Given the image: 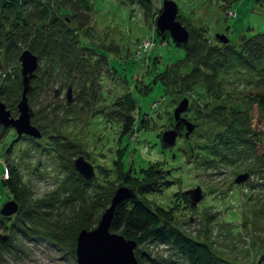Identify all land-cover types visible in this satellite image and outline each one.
I'll use <instances>...</instances> for the list:
<instances>
[{
    "label": "rangeland",
    "instance_id": "374dc122",
    "mask_svg": "<svg viewBox=\"0 0 264 264\" xmlns=\"http://www.w3.org/2000/svg\"><path fill=\"white\" fill-rule=\"evenodd\" d=\"M173 1L179 8L178 16L181 18L178 20L190 29H201L208 37V44L215 40L220 42L214 37L217 33L237 43L244 34L264 32V0ZM161 3L162 0H153L156 10ZM93 6V12L86 19L73 17L74 10L61 3L62 12L68 13V25L75 29V34L88 47H93L91 49L105 53L121 76L126 73L130 88L117 75V79L109 80L103 73L99 82L107 91H111L108 87L113 86L115 80L131 89L137 100L136 116L147 114L149 118L145 126L139 124L137 140L123 137L119 141L117 122L105 123L98 115L92 117L90 114L102 107V102L95 103L86 92L81 94L79 102L74 100L79 91L75 85L83 87L84 79L73 82V85L69 77L75 73L69 76L62 67L54 68L52 64L44 65L42 62L30 80L32 90L27 93L28 105L33 112L30 121L39 129L41 137L23 134L20 140L15 139L8 147L9 135L5 137L4 129L14 128L0 125V208L4 202L16 200L23 209L29 207L32 214L39 210L41 217L36 213V221L28 223L26 220L19 224L21 227H12L6 223L7 217L0 215V236H7V240L0 241V264H77L76 253L59 247L51 239L48 226L55 230L61 228L63 235L69 228V234H72L77 230L78 220L85 218V222L96 227L108 207L107 201H111V194L119 186L132 189L139 184L134 179L124 184L121 175L110 181L107 178L110 172L97 170V166L112 168V160L120 146L126 148L122 158L125 169L133 167L138 171L149 162L154 163L141 170L139 175L145 188L157 189L145 198L141 195L145 200L148 198L146 201L152 207L172 205L174 195H177L179 207L171 211L177 228L205 243L214 254L230 264H264V159L257 153L264 148L256 145L257 152L253 146L245 145L225 149L218 136L226 138L229 131L212 119L205 120L203 125L197 124L189 138L182 134L173 146L163 147L159 134L173 126L171 104L168 100L161 103L162 88L158 82L153 83L152 89L146 93L140 79L142 76L145 81L152 78V75L147 78L145 75L148 72L154 74V59L160 58L162 67L181 57L182 49L156 33L158 15L155 9L144 14L143 9L130 0H93ZM4 47L0 46V100L11 116L17 117L22 90L11 89H16L18 80L22 84L18 59L21 52L9 53ZM91 53L81 51L85 60ZM134 61L136 65L133 66ZM80 64L83 66L80 74L85 73L89 80L97 74L96 61L92 64L87 61L85 66L82 60ZM42 81L45 82L44 87ZM140 84L142 87L136 88ZM69 86L72 91L70 103L67 102ZM228 91L231 92L230 89ZM237 91L245 94L251 88L240 87ZM85 99L86 105L83 103ZM153 102L157 103L154 108ZM110 109L108 106L104 110L107 113ZM160 112L164 114L160 116ZM262 131L261 139L264 129ZM147 146L148 151L144 148ZM80 156L93 166L96 180L94 177L87 180L77 172L74 161ZM4 167L8 172L2 171ZM158 168L164 172L157 171ZM153 173L155 175L149 177ZM241 174H248V178L235 184V179ZM166 179L171 182L164 184ZM67 180L72 181L71 185L64 183ZM2 181L9 182V186ZM85 181L90 182L91 187L82 193ZM65 186L69 187V192ZM72 186L78 190L72 192ZM197 186L203 196L192 205L191 194L187 191ZM83 211L88 217H83ZM70 236L65 237L72 245ZM135 254L145 256L146 261L156 259L160 264H180L177 263L176 252L161 243L136 245Z\"/></svg>",
    "mask_w": 264,
    "mask_h": 264
},
{
    "label": "trees",
    "instance_id": "16d2710c",
    "mask_svg": "<svg viewBox=\"0 0 264 264\" xmlns=\"http://www.w3.org/2000/svg\"><path fill=\"white\" fill-rule=\"evenodd\" d=\"M130 1L138 4L143 9L144 14L155 9L153 0ZM57 2L59 4L55 7L54 4ZM61 3L70 6L74 10L73 17L80 16L87 19L89 14L93 12V0H0V46L4 45L7 52L14 54L28 49L37 56L39 67L44 62V65L52 64L54 68L62 67V70L66 71L69 76L75 73V75L69 77L73 85L84 79L82 82L84 83L83 87H76L75 85V88L79 91L74 100L79 102L82 98L81 94L86 92L95 103L102 102V107L99 109L93 108L94 111L90 113L93 115L92 117L98 115L105 123L117 122L119 141L123 137L137 140L138 126L139 124L145 126L149 116L147 114L136 116L137 100L131 89L128 90L126 86L116 83L118 80L113 81V86L108 87L111 88V91H107L99 82L101 75L105 73L109 80L117 79V75L119 79H122L124 85L127 84L129 87L127 74L125 73V76L122 75V77L117 71L116 65L109 63L105 53L97 51L95 48L91 49L93 47H88L80 36L77 33L75 34V29L68 25V13L62 12ZM160 10L161 7L156 10L157 15H159ZM180 18L177 15V19ZM85 22L86 20L82 21L83 24ZM185 26L189 31V41L186 44L175 43L171 40L168 32H165V40L167 39L169 43L182 49V56L162 67H160V58L154 59L152 61L154 74H149L147 71L148 74L145 75L146 78L152 75V78L145 81L142 76L140 79L145 85L144 91L147 93L152 89L153 83L158 82L162 88L161 103L169 101L172 113L173 108L182 98H188L189 106L182 116L196 127L197 124L203 125L205 120L212 119L228 130L226 138L223 135L224 138L222 139L221 136H218L220 144L225 149H232L236 145H245L249 148L253 146L254 149L258 145L264 148L261 144V142L264 143V137L261 139L262 129H264V32L256 31L251 34H244L237 43H233L231 40L227 43L215 40L214 43L208 44L206 42L208 37L202 33L201 29H190L188 25ZM83 50L93 52L87 60L81 55ZM99 55L102 56L101 59ZM82 60H84L85 66H87V61L89 64L95 61L98 63L97 74L90 80L85 73L80 74L83 70V66L80 64ZM135 63L136 61H134L133 66L136 65ZM74 69L78 72H75ZM234 83L236 85L232 87ZM44 85L45 82L42 81V86L44 87ZM141 87L142 84L138 87L136 85L138 89ZM240 87L251 88V91L245 94H241V91L236 93V90ZM229 89L231 92L228 91ZM11 90H22L21 82L18 80L16 89ZM83 103L88 104L87 99ZM156 104V102H153L152 107L154 108ZM108 106L111 109L106 113L104 109ZM164 112L158 114L161 116ZM172 125L171 128L176 129L178 136L182 134L184 136L185 127L182 123L175 126L173 121ZM4 130L5 137L9 135L8 142L10 141V143H8V147L15 139L20 140L22 138V136L18 137L13 131L14 129L5 128ZM159 136H161V133ZM10 138L12 139L10 140ZM162 146L164 147L163 144ZM144 148H147L148 151V146ZM5 151H7V148ZM125 151L126 148L122 146L116 149V158L112 160L111 169L97 166V170L110 172L107 177L110 181L121 175L124 184L129 182L130 179L139 182L135 187H132L136 196L123 200L115 207L110 226L111 231L122 234L127 239L134 240L136 245L144 242H156L169 246L176 252L178 256L177 263L180 264H230L222 257L214 254L205 243L191 238L174 225L175 218L172 216L171 211L177 208V202L180 201L177 200L176 194L174 195L175 202L168 206L156 205L152 207L147 202L148 198L147 201L144 199L145 195L157 191V189L148 190L145 188L139 175L141 170L154 163L149 162L146 167H140L138 171H135L133 167L125 169L122 161ZM255 151L257 152V149ZM259 152H257L259 156L264 159V151L261 152L259 149ZM2 171L4 172V168H2ZM157 171L164 172L160 168ZM154 173L149 177L154 176ZM93 179H97L96 175ZM71 182L67 180L64 183L71 185ZM170 182L166 179L163 183L169 184ZM84 183L87 187H83L82 193L86 192L88 187H91L90 182L85 181ZM3 184L9 186L10 183L3 182ZM65 190L69 192V187L65 186ZM70 190L76 192L78 189L76 186H72ZM160 190L158 188V191ZM141 195H144V198ZM112 196L113 194H111ZM107 202L109 206L111 201L108 200ZM36 213L38 217H41L39 210L34 211L32 214L29 207H25V209L21 207L18 214L10 219L7 217L6 223L12 227H21L19 224L26 220L28 223L36 221L38 218ZM84 215L83 217H88L85 212ZM77 224H79L77 230H74L72 234L70 233L71 236L69 228L64 230L66 235H63L61 228L55 230L49 225L51 239L55 240L59 247H64L75 253L78 233L82 229L94 227L93 223L85 222V218L79 219ZM67 235L72 238V245L67 243L69 242V238L65 237ZM135 256L139 264H160L156 259L146 261L145 256H137L136 254Z\"/></svg>",
    "mask_w": 264,
    "mask_h": 264
},
{
    "label": "water",
    "instance_id": "95a60500",
    "mask_svg": "<svg viewBox=\"0 0 264 264\" xmlns=\"http://www.w3.org/2000/svg\"><path fill=\"white\" fill-rule=\"evenodd\" d=\"M178 5L173 0H162L161 10L156 18V33L163 37L165 32L169 33L175 43L186 44L189 41V31L178 19ZM214 37L222 43H227L229 38L224 34H215ZM22 76V96L17 105L18 116H11L5 103L0 100V125L12 127L19 136L25 134L32 138H40L41 133L30 121L33 115L28 105L27 93L32 89L30 80L35 76L38 66L37 56L30 50L24 49L19 55ZM71 86L67 90V102L70 103ZM189 106L188 98H182L173 108L174 125L179 123L184 125V137L187 138L195 129L196 125L186 120L182 114ZM178 133L175 128L164 130L160 139L164 146H173L176 143ZM77 172L85 179L94 177L93 166L82 156L74 161ZM248 178V174H241L235 179V184H240ZM190 195L192 205H195L201 198V188L197 186L193 190L187 191ZM136 195L133 189L126 186H119L112 198L109 206L101 215L100 221L93 229H82L76 238V263L77 264H139L135 256L136 242L126 239L123 235L113 232L110 229L115 207L125 199L134 198ZM20 205L16 200H9L2 204L0 215L10 217L17 214ZM7 240V236H0V241Z\"/></svg>",
    "mask_w": 264,
    "mask_h": 264
},
{
    "label": "built area",
    "instance_id": "2783aa9c",
    "mask_svg": "<svg viewBox=\"0 0 264 264\" xmlns=\"http://www.w3.org/2000/svg\"><path fill=\"white\" fill-rule=\"evenodd\" d=\"M4 171H7V168L6 167H4ZM8 172V171H7Z\"/></svg>",
    "mask_w": 264,
    "mask_h": 264
},
{
    "label": "bare ground",
    "instance_id": "6f19581e",
    "mask_svg": "<svg viewBox=\"0 0 264 264\" xmlns=\"http://www.w3.org/2000/svg\"><path fill=\"white\" fill-rule=\"evenodd\" d=\"M38 60V59H37ZM38 65H39V60H38ZM38 67V66H37ZM37 69V68H36ZM36 71V70H35ZM95 172V171H94Z\"/></svg>",
    "mask_w": 264,
    "mask_h": 264
},
{
    "label": "crops",
    "instance_id": "0c3cea01",
    "mask_svg": "<svg viewBox=\"0 0 264 264\" xmlns=\"http://www.w3.org/2000/svg\"><path fill=\"white\" fill-rule=\"evenodd\" d=\"M233 13V12H232ZM233 15H234V13H233Z\"/></svg>",
    "mask_w": 264,
    "mask_h": 264
}]
</instances>
